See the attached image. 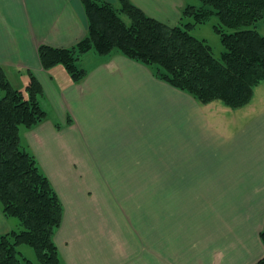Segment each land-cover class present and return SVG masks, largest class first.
Returning <instances> with one entry per match:
<instances>
[{
    "label": "crops",
    "instance_id": "1",
    "mask_svg": "<svg viewBox=\"0 0 264 264\" xmlns=\"http://www.w3.org/2000/svg\"><path fill=\"white\" fill-rule=\"evenodd\" d=\"M130 1L170 26L183 21L185 5L199 4ZM86 31L81 0H0V65L13 87H25L31 71L43 89L46 117L22 128L20 142L63 204L54 235L62 264L263 258L264 81L233 109L197 102L120 52L83 54L78 82L62 65L41 66L39 45L69 47ZM165 146L168 169L160 170ZM133 220L136 239L128 236ZM19 227L0 206V234Z\"/></svg>",
    "mask_w": 264,
    "mask_h": 264
},
{
    "label": "trees",
    "instance_id": "2",
    "mask_svg": "<svg viewBox=\"0 0 264 264\" xmlns=\"http://www.w3.org/2000/svg\"><path fill=\"white\" fill-rule=\"evenodd\" d=\"M117 1L118 7L104 0H81L85 35L69 47L39 45L41 66L48 70L62 65L78 82L87 73L79 65L83 54L120 52L151 67L158 79L197 102L220 101L233 109L247 105L264 81V35L247 27L264 21V0H199L181 10V19L192 21L173 26L146 15L130 0ZM212 15L218 19L213 28L224 47L219 57L205 40L190 33ZM28 75L24 89L15 88L0 65V206L20 226L0 234V264H33L19 257L21 245L33 248L41 264H62L54 235L63 219V204L35 156L20 142L22 128L30 129L46 117L39 105L42 86L31 71ZM259 237L264 246V226ZM254 264H264V257Z\"/></svg>",
    "mask_w": 264,
    "mask_h": 264
},
{
    "label": "rangeland",
    "instance_id": "3",
    "mask_svg": "<svg viewBox=\"0 0 264 264\" xmlns=\"http://www.w3.org/2000/svg\"><path fill=\"white\" fill-rule=\"evenodd\" d=\"M197 2L200 3L199 0H197ZM114 5L116 7H118L117 3H114ZM120 17L126 23H129V18L125 14L121 13ZM188 21H192V18L189 17L188 19H183L182 23L188 22ZM217 22H218L217 17L212 15L205 22H203L201 24H197L195 27L190 29V33L194 37H196L198 39H203L206 41L207 44L210 45L211 50H212L215 57H219L220 54L222 53V51L224 50V47L220 41V37L213 28V25L216 24ZM247 27L248 28H256V29H258V31L261 34L264 35V21H257L254 24H251ZM229 31H231V29ZM23 89H24V86L21 88V90H23ZM161 142H163V140H161ZM165 143H166V141H165ZM177 147H178V142H177ZM160 151H161V162L159 163L160 170H167L168 169V163L163 162V158L165 159L167 156L166 146L161 147ZM176 154H181V152L178 151V148L176 149ZM133 221H134V223L129 225L128 236L129 237L132 236L134 239H136L139 236L138 235V225L135 223L136 222L135 220H133ZM18 250L20 252L19 257H24L23 262L26 258L27 260H30L31 262H33V264H41L40 262L37 261L36 256H35V252H34L33 248H31L30 246L21 245L18 247ZM24 264H28V263H24Z\"/></svg>",
    "mask_w": 264,
    "mask_h": 264
}]
</instances>
